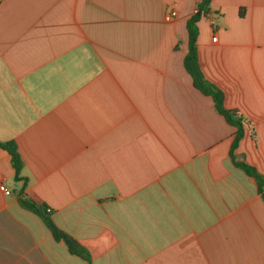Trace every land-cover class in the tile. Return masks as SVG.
Wrapping results in <instances>:
<instances>
[{"label": "crops", "instance_id": "crops-1", "mask_svg": "<svg viewBox=\"0 0 264 264\" xmlns=\"http://www.w3.org/2000/svg\"><path fill=\"white\" fill-rule=\"evenodd\" d=\"M201 1L0 0V143L90 264H264L236 128L184 66ZM198 26L204 76L249 124L234 155L264 175V0H212ZM15 175L0 146V264H87Z\"/></svg>", "mask_w": 264, "mask_h": 264}, {"label": "trees", "instance_id": "trees-1", "mask_svg": "<svg viewBox=\"0 0 264 264\" xmlns=\"http://www.w3.org/2000/svg\"><path fill=\"white\" fill-rule=\"evenodd\" d=\"M211 3L212 0H202L198 3L195 14L187 21L189 50L184 60V66L186 71L192 77L194 87L205 96L211 97L216 111L225 118L227 123L236 128L235 138L231 149V158L237 167L242 169L246 174L253 177L257 181L258 191L264 201V175L246 162L239 161L234 155V151L245 135V127H249V124L243 119L237 110L226 107L223 91L204 76L199 64V54L197 48V40L199 36L198 23L202 18H206L211 14ZM0 146L7 149L12 155V162L16 171L15 179L19 182H23L19 192L20 206L23 209L40 216L55 240L63 241L71 254L83 258L87 264H90L91 259L88 250L55 224L51 217L52 212L48 213L46 206L37 204L25 194L27 180L21 176L23 162L17 151L16 145L14 143H0Z\"/></svg>", "mask_w": 264, "mask_h": 264}, {"label": "built area", "instance_id": "built-area-1", "mask_svg": "<svg viewBox=\"0 0 264 264\" xmlns=\"http://www.w3.org/2000/svg\"><path fill=\"white\" fill-rule=\"evenodd\" d=\"M176 16H177V11L174 8H171L166 13L165 18H166L167 21H170V20H172ZM7 193H9V192L7 191ZM47 212L48 213H51L52 212L51 208H47Z\"/></svg>", "mask_w": 264, "mask_h": 264}]
</instances>
